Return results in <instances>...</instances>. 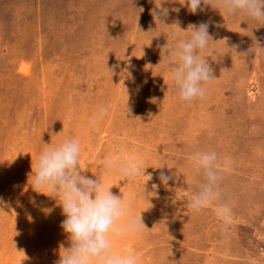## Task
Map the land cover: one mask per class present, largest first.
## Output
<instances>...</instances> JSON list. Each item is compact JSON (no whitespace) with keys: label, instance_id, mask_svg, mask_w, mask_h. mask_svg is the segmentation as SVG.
I'll return each mask as SVG.
<instances>
[{"label":"rangeland","instance_id":"obj_1","mask_svg":"<svg viewBox=\"0 0 264 264\" xmlns=\"http://www.w3.org/2000/svg\"><path fill=\"white\" fill-rule=\"evenodd\" d=\"M159 3L0 0V264H56L70 246L61 206L30 184L39 153L72 137L82 174L116 184L112 193L146 226L113 239L115 252L135 253L139 264H264V26L178 3L164 5L163 23L152 15ZM201 22L213 40L200 54L214 78L186 103L162 61L173 33L187 39ZM102 104L110 113L92 125ZM121 147L149 166L146 184L147 176L128 182L104 168ZM197 151L218 154L216 203L232 206L227 233L215 205L187 207L202 179L191 171Z\"/></svg>","mask_w":264,"mask_h":264},{"label":"clouds","instance_id":"obj_2","mask_svg":"<svg viewBox=\"0 0 264 264\" xmlns=\"http://www.w3.org/2000/svg\"><path fill=\"white\" fill-rule=\"evenodd\" d=\"M177 3L186 7L191 14L204 11L203 5H210L227 15L246 17L259 27L264 26V0H160L152 15L156 21L163 22L162 18L169 15V9L164 5ZM172 11L179 12L180 8H173ZM208 29V22L192 24L187 39L181 37L180 31H176L171 37L169 48L165 49L162 64L170 74L179 101L192 103L203 98L206 94L205 85L214 78L206 57L200 54L213 40ZM129 99L127 90L128 109ZM109 113L108 105L98 106L90 123L95 125ZM119 152L104 161V168L115 170L121 180L128 182H134L139 176H147L146 184L151 179L150 175L145 174L149 166L139 156L127 154L123 147ZM81 153L79 139L67 138L57 145L44 148L36 158L34 171L32 166L30 186L42 194L45 192L40 189L45 188L50 193L46 195L56 199L65 217L61 227L71 241L69 247H63V253L59 251L56 264H139L135 253L115 252L113 239L124 238L139 232L142 226L146 227L141 213L138 216L132 214L124 194L118 196L112 193L111 186L116 184L106 186L98 178L92 179L82 174ZM190 159L192 175L202 179L198 182V191L188 198L187 207L193 213H200L215 205L213 210L221 222V231L227 233L232 222V206L229 203H216L223 197L218 154L215 151H197ZM159 178L168 186L172 177L161 172Z\"/></svg>","mask_w":264,"mask_h":264},{"label":"bare ground","instance_id":"obj_3","mask_svg":"<svg viewBox=\"0 0 264 264\" xmlns=\"http://www.w3.org/2000/svg\"><path fill=\"white\" fill-rule=\"evenodd\" d=\"M28 68H29L28 65L25 64V65L23 66V69H22V70H23L24 72H27V70H29Z\"/></svg>","mask_w":264,"mask_h":264}]
</instances>
